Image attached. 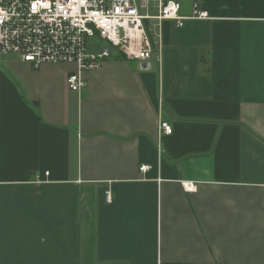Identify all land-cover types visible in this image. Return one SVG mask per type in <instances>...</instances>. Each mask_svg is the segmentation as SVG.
<instances>
[{
	"label": "crops",
	"instance_id": "obj_1",
	"mask_svg": "<svg viewBox=\"0 0 264 264\" xmlns=\"http://www.w3.org/2000/svg\"><path fill=\"white\" fill-rule=\"evenodd\" d=\"M177 1L209 19L80 93L0 59V264H264V0Z\"/></svg>",
	"mask_w": 264,
	"mask_h": 264
},
{
	"label": "built area",
	"instance_id": "obj_2",
	"mask_svg": "<svg viewBox=\"0 0 264 264\" xmlns=\"http://www.w3.org/2000/svg\"><path fill=\"white\" fill-rule=\"evenodd\" d=\"M180 9L177 0H0V59L14 55L34 69L72 65L75 71L68 74L66 86L80 93L86 87L84 73L100 69L108 59L158 62L162 23L181 28L186 21L209 19L196 1L189 16ZM90 38L103 45L89 51ZM159 129L165 135L172 131L163 121ZM149 169L141 165L139 171ZM184 188L195 190L191 183ZM103 194L110 202V191Z\"/></svg>",
	"mask_w": 264,
	"mask_h": 264
},
{
	"label": "rangeland",
	"instance_id": "obj_3",
	"mask_svg": "<svg viewBox=\"0 0 264 264\" xmlns=\"http://www.w3.org/2000/svg\"><path fill=\"white\" fill-rule=\"evenodd\" d=\"M102 45H103V42L97 38H90L87 40V48L89 51H94ZM11 57L12 56H1V61L4 62L7 58H11ZM2 62H1V67H2Z\"/></svg>",
	"mask_w": 264,
	"mask_h": 264
},
{
	"label": "water",
	"instance_id": "obj_4",
	"mask_svg": "<svg viewBox=\"0 0 264 264\" xmlns=\"http://www.w3.org/2000/svg\"><path fill=\"white\" fill-rule=\"evenodd\" d=\"M151 68V63L150 62H142L139 66L140 70H149Z\"/></svg>",
	"mask_w": 264,
	"mask_h": 264
}]
</instances>
